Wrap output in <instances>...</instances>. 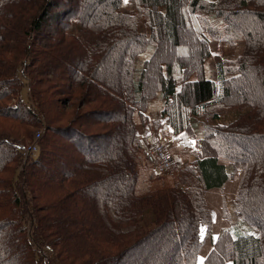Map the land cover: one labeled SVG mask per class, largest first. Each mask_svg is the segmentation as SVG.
Masks as SVG:
<instances>
[{
    "label": "trees",
    "instance_id": "16d2710c",
    "mask_svg": "<svg viewBox=\"0 0 264 264\" xmlns=\"http://www.w3.org/2000/svg\"><path fill=\"white\" fill-rule=\"evenodd\" d=\"M127 1L0 0V264H264V0Z\"/></svg>",
    "mask_w": 264,
    "mask_h": 264
},
{
    "label": "crops",
    "instance_id": "0c3cea01",
    "mask_svg": "<svg viewBox=\"0 0 264 264\" xmlns=\"http://www.w3.org/2000/svg\"><path fill=\"white\" fill-rule=\"evenodd\" d=\"M163 103L161 99L155 98L152 100L148 108L145 112L147 115V122L138 127V131L142 136V142L145 145L149 144V142L153 143V141L158 142H166L167 145L171 146L172 152L175 154L178 163H183V161L187 160L191 155V151L193 148L192 139H190L183 131L175 132L172 126L168 122V117L161 115ZM154 121H158L156 125H154ZM171 129V131L169 130ZM231 193V192H230ZM210 196V197H209ZM209 198H213L211 193L207 194V201L209 202ZM214 203L209 202L210 213L212 214V207H215L214 218L220 217L223 218L222 206H220V199L214 200ZM212 217V216H211ZM212 219V220H213ZM200 261H202V258Z\"/></svg>",
    "mask_w": 264,
    "mask_h": 264
},
{
    "label": "rangeland",
    "instance_id": "374dc122",
    "mask_svg": "<svg viewBox=\"0 0 264 264\" xmlns=\"http://www.w3.org/2000/svg\"><path fill=\"white\" fill-rule=\"evenodd\" d=\"M124 3H125V0H124ZM130 4L128 3V1L124 4V10L125 11H129L130 9ZM212 53H213V55L214 54H220V55H222V56H226V57H231L230 55H232L233 56V54H231V52H228V50H225L224 51V49L223 48H220V47H215V49H214V45H213V49H212ZM211 56L210 58H208L207 60H206V62H205V69H206V77L207 78H210V79H216V72H215V58H214V56ZM147 56V54H144V55H142V56H140V57H138L139 59H138V61H139V63H140V61H142V59L143 58H145ZM23 95V97L25 98V96H26V93H23L22 94ZM157 99H160V98H157ZM35 138H37V135L35 134ZM35 143L37 144V139H36V141H35ZM153 143H155V144H158V143H166V142H158V141H153ZM153 143H151V142H149V144H153ZM149 144H147V145H149ZM166 145H167V143H166ZM167 147H168V145H167ZM168 149H169V147H168ZM170 151V150H169ZM36 152V151H35ZM34 152V153H35ZM171 152V151H170ZM33 153V154H34ZM148 153V152H147ZM172 153V156L174 157V160L175 161H177L178 162V160H177V158H176V156H175V154L173 153V152H171ZM149 154V153H148ZM150 155V154H149ZM152 156V155H151ZM153 157V159H155L156 157L155 156H152ZM163 158L164 159H166L167 158V154H165L164 156H163ZM154 165H155V167H157V168H161L160 167V164H159V162L158 161H155L154 162ZM180 165V164H179ZM181 165H182V163H181ZM212 195H216L215 193H214V190H211V192H210ZM210 197V196H209ZM213 199L214 198H209V202L210 203H214V201H213ZM209 204V203H208ZM227 205L225 206L224 205V209H225V211L226 212H224V215H225V217L226 218H220V217H216V218H214L213 219V217H214V214H215V207H212V214H211V216H212V219H213V221H214V231L215 232H217L219 229L220 230H223V229H225V228H229L230 226L229 225H231L230 224V222L228 221L229 219H227V218H229V216H230V213H231V211H232V208H231V204H230V202H228V203H226ZM228 225V226H227ZM216 236L217 235H213V242H215V240H216ZM198 261H200V258L198 259ZM202 261H203V259H202ZM227 264V263H226ZM228 264H231V262H228Z\"/></svg>",
    "mask_w": 264,
    "mask_h": 264
},
{
    "label": "built area",
    "instance_id": "2783aa9c",
    "mask_svg": "<svg viewBox=\"0 0 264 264\" xmlns=\"http://www.w3.org/2000/svg\"><path fill=\"white\" fill-rule=\"evenodd\" d=\"M38 136V135H37ZM37 147L35 144H32L28 147V151H36ZM146 151L152 155L155 156V161H158L160 164V169L164 171H169L173 169V167L176 166L177 161L174 160V157L172 156V153L169 151L168 147L164 143H158V144H149L145 147ZM167 154V158L164 159L163 156Z\"/></svg>",
    "mask_w": 264,
    "mask_h": 264
},
{
    "label": "snow or ice",
    "instance_id": "6c2138e0",
    "mask_svg": "<svg viewBox=\"0 0 264 264\" xmlns=\"http://www.w3.org/2000/svg\"><path fill=\"white\" fill-rule=\"evenodd\" d=\"M127 2V0H125V3ZM171 131V129H169ZM194 143V142H193ZM203 229H201V236L203 237Z\"/></svg>",
    "mask_w": 264,
    "mask_h": 264
}]
</instances>
